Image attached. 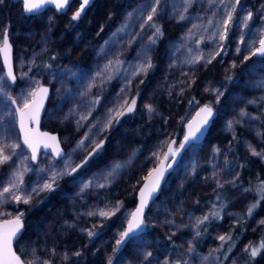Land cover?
<instances>
[{
  "label": "rangeland",
  "instance_id": "obj_1",
  "mask_svg": "<svg viewBox=\"0 0 264 264\" xmlns=\"http://www.w3.org/2000/svg\"><path fill=\"white\" fill-rule=\"evenodd\" d=\"M2 4L10 7L14 17L16 13L22 14L12 0H3ZM234 4L236 0H159V3L157 0H126L116 15L107 16L113 17L108 27L104 21L98 22L86 35L79 34L75 26H69L68 21L78 8L74 4L67 15L60 16L55 35L48 26L36 33L16 32L3 26L0 45L5 29L9 30L8 37L13 42L20 38L28 44H15L14 47L15 85L6 80L0 61V86L3 87L0 93V151L11 157L8 162L0 164V193L10 187L15 171L23 172L25 167L29 170L23 172V182L18 188L0 196V220H9L23 213L22 206L29 205L47 191H38L37 194L32 189L53 182L55 176L54 185L65 184L60 194L69 211L67 220H60L61 229L73 231L81 240L89 242L88 230L94 231L101 223L116 219L113 231L92 244L101 264H108L110 257L112 264H250L245 248L258 246L264 241V234L256 243L250 238L238 241L235 235L245 227L256 235L264 229V223H261L264 213H258L261 205L264 208L259 191L264 180L255 169L245 175L244 182L240 179L247 158L264 167V159L252 155L248 147L250 144L256 151L264 152L260 127L264 119V58L252 55L264 32V0H240L232 13L227 37L221 41L224 20ZM153 7L158 11L152 21L146 23ZM51 11L47 8L35 16L51 18L54 15ZM249 12L252 19L246 27L243 21ZM152 24L159 26L162 35H155ZM153 39L154 44L151 43ZM54 44L64 56L71 58L81 54L84 57L82 64L61 62L44 70L40 64ZM246 56L248 60H245ZM209 59L211 63H207ZM149 60L152 67L140 71ZM214 66L213 70L217 72L212 70L209 77H200L199 74ZM154 67L149 84L143 88L136 118L149 127L155 138L140 148L124 145L125 138L114 134L109 140L111 153L108 157L92 163L89 157L87 164L69 175L113 125L106 126L107 121L110 118L115 121L118 112L132 99H137L138 91ZM217 73L220 79H215ZM40 83L52 89L41 124L44 128L53 126L61 132L65 153L60 160H52L43 154L33 164L21 145L16 109L23 108L26 99L31 100L29 93ZM192 92L195 101L201 102L188 113L185 124L199 105H210L215 111L213 125L218 137L212 141L205 139L197 144L195 151L187 149L172 171L165 190L175 182L180 184L188 180L193 189L187 196L188 203L181 199L169 206L154 202L147 213L144 233L138 239L128 241L122 251L114 252L116 241L120 239L132 211L122 204V200L110 198L106 192L122 179L128 180L133 170L136 171L133 184H138L143 173L153 170L160 162L167 144L171 140L178 142L183 133L178 140L175 139V124ZM218 92L223 93L219 102ZM13 100L17 103L14 104ZM145 105H151L155 111L149 114ZM242 110L246 116L240 115ZM229 121L233 122L231 129ZM127 131L122 129L121 132L127 135ZM81 140L84 145L77 149ZM17 144L19 147H12ZM234 150L236 157L229 165V153ZM117 163L124 167L110 177L108 174ZM218 181L222 186H218ZM84 184L90 186L83 188ZM101 184L105 186L99 187ZM27 194H31L28 204L13 199V195L24 197ZM256 201H259L258 207L248 216L249 205ZM118 202L120 207L116 211ZM224 205L226 207H222ZM101 210L115 214L103 217L99 215ZM213 211L219 212V217H211L197 226L198 219ZM89 212L96 214L89 216ZM120 224L123 229L118 231ZM53 228L46 223L37 240L23 246L26 264H44L45 261L52 264L59 257L55 245L48 244L45 238V235L48 239L51 237ZM221 235H230L231 239L222 242ZM74 255L69 250H60V259L64 262H69Z\"/></svg>",
  "mask_w": 264,
  "mask_h": 264
},
{
  "label": "trees",
  "instance_id": "obj_2",
  "mask_svg": "<svg viewBox=\"0 0 264 264\" xmlns=\"http://www.w3.org/2000/svg\"><path fill=\"white\" fill-rule=\"evenodd\" d=\"M245 1V0H243ZM126 0H96V2L92 5V7L86 9L85 14L83 16V22L81 21V27L77 28L76 31L79 34L86 35L90 31H93V29L96 27L98 22L103 21L106 23V27L110 25V23L113 20V17L107 18L108 15H116L120 10L121 7L124 6ZM20 10V9H19ZM21 13V11H20ZM42 16V15H41ZM44 16V14H43ZM50 17V16H49ZM44 18L39 19L37 16L35 17H25L23 14L16 13V16L14 17L13 14H11L10 7L4 6L2 3H0V29L5 26L11 28V30L16 32H27L32 31L34 33L38 32L42 28H48L51 27L53 29V34L55 35L56 30H58L59 27V20L60 16L54 14L51 16V18ZM164 31V30H163ZM165 32V31H164ZM68 35V33H67ZM12 48L14 51L16 50L15 44H21L23 46H26L28 43L26 40L17 38L13 42L12 39H10ZM159 54L157 55L158 58ZM157 58L155 62L157 61ZM84 60V57L80 55L75 57H67L59 53V49L56 44L50 46L47 54L44 56V60H42L40 66L43 67L45 64L47 66L54 68L58 66L61 62H68L69 64L75 63L76 65H81ZM156 67V65H155ZM153 68L151 74H149V79L146 81L145 84H143L138 91L137 101H136V107L133 112L131 113H125L123 116H119L118 122L113 123V125L109 128V130L106 132L104 137L101 141H103V147L99 149L97 153H94L90 158L91 162H99L102 158L108 157L110 155V147H109V140L112 138V135L117 134L118 137L122 136V138H125L124 145L126 146H137L140 148H144L148 142H151L155 135L152 134L149 131V127L144 124L138 122L136 118V110L137 106L140 104V98L142 96L143 88L149 84V81L151 79L152 73L156 68ZM216 66L209 69V71H204L203 73L199 74L200 77L205 78L209 77L210 71L215 69ZM214 72H217V70H213ZM219 74L215 75V79L219 78ZM223 83L226 84L229 87V84L226 83L225 79H222ZM195 93H191L188 96V102L186 104V107L184 108V111L179 114V118L176 125V137L175 139H179L183 125L185 124V119L188 115V113L192 110V108L200 103L201 101L196 100L194 97ZM191 101V103H190ZM127 107V106H126ZM125 107V108H126ZM124 108V109H125ZM124 109L122 111H124ZM183 118V119H182ZM41 127L42 124H41ZM261 129L264 136V119L261 121ZM44 130L48 132H56L60 138L61 132L57 130L55 127L51 126L49 128H44ZM123 129H128L127 135H124L123 132H121ZM216 126L215 124L210 129L206 139L208 141H212L218 137L217 131L215 130ZM120 133V134H119ZM235 146V145H234ZM232 148H230L231 150ZM236 157V151L229 153L228 158V164L231 165L234 163ZM244 168L241 175V181H245V175L248 174L251 170H257L260 172L262 180H264V167L261 164H258L257 161H255L252 158H247V160L244 161ZM151 168V167H150ZM152 170L145 171L143 173V177L139 179V183L133 184L134 176L136 175V171L133 170L129 176L127 177L128 180L122 179L120 183L116 184L115 186L111 187V189L108 190L107 196L110 198L117 197L119 200H122V204L125 205L127 209L130 211H133L136 205V191L140 187V185L143 183L146 175ZM173 173V172H172ZM171 173V174H172ZM171 174L168 177V181L165 183V185L161 189L160 195L157 197L158 201L162 202L166 206L174 204L176 199H181L185 202V204L188 203L187 196L189 193L193 192V189H191L192 186H190V182L183 181L180 182V184H177L175 182L174 184L169 185L168 189L165 190L166 185L169 182V178ZM65 188L64 182L56 183L53 186L52 191H45L43 195L40 197H37L30 203L29 205L22 206L21 210L23 212V221H24V232L22 234V237L16 242V245L14 247V250L16 254L19 255L22 262L26 264L25 256L26 254L23 253V246L33 240H37L39 235L44 232V227H46V223H48V226H55L53 230L56 228V226H59L61 224L60 220H67L68 212L65 202L62 200L61 190ZM168 191V192H167ZM228 192V191H227ZM129 193V194H127ZM129 195V196H127ZM186 195V196H185ZM151 209V208H150ZM150 209L147 211V213L150 211ZM67 213V214H66ZM259 214L264 213V208L260 207ZM147 217V215H146ZM146 217L144 218V221L146 220ZM1 221V220H0ZM116 222V219L108 220L103 223H101L98 227L94 229V231L97 233L96 236L89 238V242H84L81 240L73 231L64 230L61 229L60 226L58 230H50L51 231V237L48 239V236L45 235L46 242L48 244L55 245V251L56 253H59V257L54 259L52 261V264H101L99 262L97 255L93 251V243L99 239L102 238V236L109 234L111 231H113L114 223ZM49 229V228H48ZM123 229V225L120 224L118 226V231ZM61 230V231H60ZM49 231V232H50ZM264 234V229L262 230V233L259 235H256L255 233H249L247 231V228L245 227L243 230H239V232H236L235 239L244 241L246 238H250V240L254 243L258 241V238H260ZM60 250H69L72 253L79 252L80 255L77 256L76 254L71 257L69 262H64L60 259ZM250 264H264V255H260L259 257H256L254 260L250 261Z\"/></svg>",
  "mask_w": 264,
  "mask_h": 264
},
{
  "label": "snow or ice",
  "instance_id": "obj_3",
  "mask_svg": "<svg viewBox=\"0 0 264 264\" xmlns=\"http://www.w3.org/2000/svg\"><path fill=\"white\" fill-rule=\"evenodd\" d=\"M91 0H82V3L80 4L79 9L74 13L72 16V20H77L80 18L81 14L84 12L86 6L90 4ZM240 0H236V4L231 5V11L227 12V19L224 20L223 24V32L220 33V40L223 41L227 37L228 33V26L230 22L232 21V13L236 11V5H238ZM0 3H3V0H0ZM70 3V0H24V9L26 12H34L38 11L40 8L44 7L45 5H54L57 11L63 10L68 4ZM157 3H159V0H157ZM157 8L153 7L152 8V14L148 16L147 22H151L153 19V15L156 14ZM183 19V17H181ZM252 19V13L249 12L248 15L245 17L243 23L247 27L248 26V21ZM211 24L212 21H209ZM152 27L156 29L155 35L160 36L162 35V32L159 28V26L152 24ZM151 43H155V40H151ZM260 47L256 48L255 51L252 53V55H259L261 57H264V38H261L259 41ZM221 48H223V45H221ZM239 52L240 49H237ZM0 53L3 54L4 56V62L6 67L8 68V78L11 80H15L16 77L12 73V67H11V57H10V45L8 41V32L7 29H5L4 34H3V47L0 48ZM217 55L219 53H216ZM213 59L215 56L212 57ZM199 59V58H198ZM249 57L246 56L245 60H248ZM207 63H211V59L207 61ZM152 65L149 62L147 63L146 66H142L140 71H146L147 68H151ZM143 83V82H142ZM6 86V85H5ZM123 91V90H122ZM3 92V87L0 86V93ZM48 89L41 87L38 92L32 91L29 93V95L32 97L31 101L25 100L23 104V108H17L16 112L20 116V127L21 131L25 132L24 136V144H26L31 150H32V156L31 159L33 161L36 160L37 158V149L39 147L38 144H34L32 139L29 137L27 132L25 131V124H26V118L27 119H38L39 118V109L43 107V98L47 96ZM223 95V93H217V102H219V96ZM14 104L17 103L16 100L12 101ZM254 101H250V103H253ZM191 103V101H190ZM136 107V100L132 99L131 103L127 105V107L124 109V111H120L117 114V117L115 119V122H118L119 116L125 115V113H131L134 111ZM147 111L149 114L153 113L155 109L151 105H145ZM240 115L246 116L247 113L244 112L243 110L241 111ZM213 117V107L210 105H205L203 108L200 109V112L197 113V119H194L193 121L188 123V130L186 134L184 135V140L183 142L180 143L179 148L173 149L172 144L175 143V141L172 142V144H169L168 147V152L164 154V160H168L171 158L173 161H176L178 154L180 153L181 150L185 149H191L193 151L196 150L197 148V142L199 141L200 137L203 135L205 129L209 125L211 119ZM183 119V118H182ZM113 119L110 118L107 123V125L113 124ZM238 122V121H237ZM232 121H229L228 127L229 129L232 128ZM45 135H47L45 133ZM50 139L55 142L56 137L52 136ZM103 141H100L95 145L94 148L91 149V151L88 153V157L82 161L80 165H77L76 168H72L71 172L68 174L71 175L72 172H75L77 168L82 167L84 164L88 163L89 157H91L94 153H97L99 149L103 147ZM84 145V140H81L77 144V149L82 148ZM50 145L45 144V147H49ZM12 147L16 148L19 147V145H13ZM249 149L252 152V155L254 156H260L262 159H264V152H258L256 151L255 148L252 147V145H248ZM75 151V150H74ZM216 151H219L218 149ZM54 152L57 156L62 155L58 143L56 147L54 148ZM155 155V154H154ZM11 159L10 156L8 155H3L2 151H0V164L6 163ZM164 161H161V165H163ZM172 164H168L167 166H161V167H156L154 168L151 172H149L148 177L145 179L148 181H151V183H146L144 187L141 189V200H140V205L137 207L136 211L131 214L132 219L128 220V227L125 231H123L120 234V239L116 241V248L113 249L114 252H116L121 245L124 243L130 241V240H136L140 237V234L143 233L145 229V221L143 219L144 216V210L148 206L149 201L154 199L156 194L160 191L161 186H162V181L164 180L165 172L169 169L172 168ZM124 167V165L117 163L114 165L113 169L111 172H109V176L112 177L118 173V171ZM195 167V166H194ZM29 169L25 167L23 169V172L28 171ZM23 172L22 171H15L13 173L14 179L10 181V187H5L3 189V192L0 193V196H3L6 193H9L12 191V189L18 188L19 184L23 182ZM56 177H53V182L51 183H45L43 187L41 188H34L32 189L33 193H37L38 191H52L53 190V185L55 182ZM90 184H84L83 188L89 187ZM99 187H104L105 185L101 184L98 185ZM218 186H222L219 184L218 181ZM83 188L81 191H83ZM21 191H24L21 189ZM245 191H248V189H245ZM261 193V198L264 199V182H262L260 189ZM219 198V197H218ZM13 199L16 200L17 202H23L25 204H28L31 199V194H27L26 196L22 197L20 195H13ZM259 201L254 202L253 204L249 205L247 209V215L251 216L255 210L256 207H258ZM119 202L116 205V211L119 210ZM226 207V205L222 206ZM96 213L94 212H89L88 215L92 216L95 215ZM114 212H106L101 210L99 212L100 216L107 217L109 215H114ZM211 217H219V212H211L209 215H205L202 219L197 220V226L203 224L205 221H208ZM23 213L20 215L16 216L13 219L5 221L4 225H0V264H22L21 259L19 256H17L13 251H12V243L13 240L16 239L17 237L20 236L21 230L23 228ZM261 223H264V221H261ZM199 235V231L196 233ZM87 235L89 238H92L97 235V233L93 230H88ZM219 239L224 242L226 240H230L231 236L230 235H221ZM191 243V242H190ZM193 251V249L190 247L189 252ZM245 251L249 253V258L251 260H254L257 256L259 255H264V241H262L258 246H251L246 247ZM77 256L80 255L79 252L75 253ZM148 256H151V253L147 254ZM211 255V254H210ZM205 260H208L209 257H204ZM35 264V262H33ZM44 264H48L47 261L44 262ZM108 264H112V259L111 257L108 260ZM247 264V262H246Z\"/></svg>",
  "mask_w": 264,
  "mask_h": 264
},
{
  "label": "water",
  "instance_id": "obj_4",
  "mask_svg": "<svg viewBox=\"0 0 264 264\" xmlns=\"http://www.w3.org/2000/svg\"><path fill=\"white\" fill-rule=\"evenodd\" d=\"M13 2L15 3H22V12L25 16L27 17H35V15H39V14H42L44 11H46L47 8H50L54 11V13H56L57 15H61V16H64V15H67L69 13V9L70 7L75 3V1H77V5H78V8L77 10L79 9L80 7V4L82 3V0H70V3L63 9V10H60V11H57L55 6L54 5H45L44 7L40 8L38 11H34V12H26L25 9H24V0H12ZM96 2V0H91L90 4L88 6H86L85 10L92 7V5ZM76 10V11H77ZM81 14L80 18L85 14V11ZM8 32V30H7ZM9 33V32H8ZM3 38V36H2ZM261 38H264V32L261 36ZM8 41H9V45H10V57H11V67H12V73L13 75L16 77V74H15V71H14V60H13V55H14V49L12 48V45H11V42H10V37H8ZM3 47V39H2V42H1V45H0V48ZM260 47V44L257 45L256 48H259ZM255 48V49H256ZM254 57L256 58H264V57H261L259 55H254ZM0 61H1V67H2V70L4 72V76L6 78V80L8 81V83H10L11 85H15V82H16V79L13 81L11 79L8 78V68L6 67L5 65V62H4V56L2 53H0ZM41 87H44V88H47L48 89V93H47V96L43 98V107L39 109V118L38 119H27L26 118V124H25V131L27 132V134L29 135V137L32 139L33 143L34 144H38L39 147L37 149V158L35 161H33L31 159V156H32V150L26 145L24 144V136H25V132H22L21 131V127H20V116L19 114L16 112V117H17V128H18V134H19V138L21 140V145L22 147L24 148V150L29 154L30 156V161L33 163V164H36L38 159L41 157V155L43 154H46L48 156H50L52 158V160H60L63 156H64V153H65V149H63L62 145H61V140L58 136V134L56 132H48L46 130L43 129V127H41V123H42V119H43V115L48 107V102L50 100V97H51V88L46 85V84H41V85H38V87L35 89L36 92L39 91V89ZM32 99V98H31ZM31 101V100H30ZM205 105H199V107L196 108V110L192 113V115L190 116V118L188 119V122L185 124L184 128H183V131H182V136L181 138L178 140V142L172 144L173 140H171L168 144H167V148L165 149L164 153H163V157L162 159L160 160V162L158 164H156V167H161V166H167L168 164H172V168H169L166 172H165V176H164V180L162 181V186H161V189L162 187L165 185V183L168 181V177L169 175L172 173V171L174 170L175 166L179 163L180 159L182 158V155L183 153L187 150H181L180 153L178 154L177 156V159L176 161H173L171 158H169L168 160H164V154L168 152V147H169V144H172V147L173 149H177L179 148V145L181 142H183L184 140V135L186 134L188 128V123L193 121L194 119H197V113L200 112V109L203 108ZM214 119H215V111L213 109V117L209 123V125L207 126V128L205 129L203 135L200 137L199 141L197 142V144H201L207 137L210 129L212 128V125L214 123ZM16 128V129H17ZM45 133L47 135H45ZM52 136H55L56 137V141L53 142L50 137ZM58 143V146H59V150L61 152L62 155L60 156H57L54 152V148L56 147ZM45 144H48L50 145L49 147H45ZM161 161H164L163 165H161ZM151 172V171H150ZM149 174V173H148ZM148 174L146 175V177H148ZM145 177V178H146ZM146 183H151V181H148L146 179H144L143 183L140 185V187L137 189V193H136V205H135V208L133 209V211L131 212V214L133 212L136 211L137 207L140 205V200H141V189L144 187V185ZM161 189L160 191L156 194L155 198L150 200L149 201V204L148 206L145 208L144 210V216H143V219L146 217L147 215V211L151 208V206L154 204V202L157 200V197L160 195L161 193ZM10 219H13V218H10ZM9 219V220H10ZM132 219V216H130L129 220ZM5 221L7 220H1L0 221V225H4ZM23 223V228L21 230V234L19 237H17L16 239L13 240V243H12V251L16 254L15 250H14V247L16 245V242L22 237V234H23V230H24V221H22ZM124 231L127 229L128 227V221L127 223L125 224L124 226ZM144 233V231H143ZM143 233H141L140 235H142ZM128 242L124 243L123 245L120 246V248L117 250V252H120L122 251V249L125 247V245L127 244ZM17 256H19L18 254H16ZM21 259V258H20ZM22 262V260H21ZM22 264H24V262H22Z\"/></svg>",
  "mask_w": 264,
  "mask_h": 264
},
{
  "label": "flooded vegetation",
  "instance_id": "obj_5",
  "mask_svg": "<svg viewBox=\"0 0 264 264\" xmlns=\"http://www.w3.org/2000/svg\"><path fill=\"white\" fill-rule=\"evenodd\" d=\"M12 3H13V5H18L19 7H20V10H22V3H15V2H13L12 1ZM74 5L75 6H78L77 5V1H75V3H74ZM72 7V6H71ZM71 7H70V9H71ZM50 9V8H49ZM69 9V10H70ZM50 10H52V9H50ZM52 13H54V11L52 10L51 11ZM22 14H23V12H22ZM54 14H56V13H54ZM24 15V14H23ZM57 15V14H56ZM25 16V15H24ZM58 16V15H57ZM59 16H61V15H59ZM25 17H27V16H25ZM68 23H69V26H71V27H76V28H79V27H81V18H79V19H77V20H72V19H70L69 21H68ZM8 32H9V30H8ZM49 69H52L50 66L48 67L47 66V64H45V66H44V70H49ZM41 84H43V83H40L39 85H41ZM47 85V84H46ZM49 86V85H48ZM50 88H51V86H49ZM52 90V89H51ZM226 202V201H225Z\"/></svg>",
  "mask_w": 264,
  "mask_h": 264
}]
</instances>
